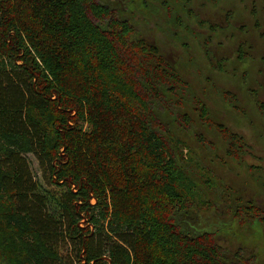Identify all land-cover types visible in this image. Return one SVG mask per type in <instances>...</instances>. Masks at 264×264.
<instances>
[{
  "label": "trees",
  "instance_id": "obj_1",
  "mask_svg": "<svg viewBox=\"0 0 264 264\" xmlns=\"http://www.w3.org/2000/svg\"><path fill=\"white\" fill-rule=\"evenodd\" d=\"M118 6L0 0V264H259L198 228L206 204L230 213L226 229L264 224V209L226 185L208 200L222 183L190 175L170 130L190 121L172 106L186 82ZM213 125L239 160L243 137Z\"/></svg>",
  "mask_w": 264,
  "mask_h": 264
},
{
  "label": "rangeland",
  "instance_id": "obj_2",
  "mask_svg": "<svg viewBox=\"0 0 264 264\" xmlns=\"http://www.w3.org/2000/svg\"><path fill=\"white\" fill-rule=\"evenodd\" d=\"M142 1L112 0L121 8L127 6L126 12L134 11L138 33L146 41L157 44L186 82L187 87L173 98L176 103L172 106L175 112L187 113L190 121L178 125L173 121L170 130L181 141L178 146L192 155L183 158L189 162L190 175L194 164H199L202 170L198 169L196 174L205 171L214 184L222 183L210 193L208 200L227 193L222 187L226 185L237 189L243 200H253L264 209V108L256 101L258 98L264 102V0H247L246 4L240 0H190L191 4L186 0H145L144 4ZM231 1L235 12L246 8L241 12L245 22L232 20L235 26L244 24L245 34L236 30L233 39L232 25L215 30L207 22L210 19L216 25L218 16L231 10ZM243 37L250 44L246 52L249 57L239 62L232 50L237 39L242 45ZM220 59H226L223 70L216 63ZM197 96L207 106L205 122L195 110L193 100ZM179 98L182 106H178ZM215 123L243 137L245 152L239 160L225 156L226 143ZM29 158L37 179L42 182L43 170L33 155ZM42 187L49 186L42 182ZM210 207L209 204L203 207L198 228L218 230L221 242L230 249L237 248L240 241L244 256L256 255L259 264H264V224H231L226 229L221 225H230V213L224 208Z\"/></svg>",
  "mask_w": 264,
  "mask_h": 264
},
{
  "label": "flooded vegetation",
  "instance_id": "obj_3",
  "mask_svg": "<svg viewBox=\"0 0 264 264\" xmlns=\"http://www.w3.org/2000/svg\"><path fill=\"white\" fill-rule=\"evenodd\" d=\"M188 1V2H187ZM247 0H240V2H242V3H244V4H246V3H248V2H246ZM186 2L188 3V4H191V1L190 0H186ZM231 6H232V8H231V10H225L223 13H222V17H221V15L220 16H218V23L215 25V24H213V22L210 20V19H208L207 20V22H208V24H209V26L212 28V29H214L215 28V30H219V29H222V27H224V30L225 29H227L228 27H230L231 25H232V33L233 34H231V39H233L232 38V36H234V33H235V31L237 30V31H239L240 33H242V34H245V28H244V24L242 23L240 26H235V22H233L232 20H238V22L239 23H241L242 22V20H240V19H243V22H245V19H246V17L244 16V15H242L241 14V12L242 11H244L246 8H243V10H242V8H241V10H237L236 12H235V7H234V4H233V1H231ZM120 10H123V9H125L124 8V6H123V8H121L120 6L118 7ZM188 9L190 10L191 9V6H189L188 7ZM192 10V9H191ZM237 12H239V14L237 15L236 13ZM236 15H237V17H236ZM237 18V19H236ZM202 20H204V19H202ZM205 21V20H204ZM239 29V30H238ZM238 40V39H237ZM237 40H236V45H235V49L233 48V53H237V50H240L241 49V47H242V52L243 53H246L248 50H249V47H250V44H248L247 43V40L246 39H244V37H243V39H242V45H240V44H238L237 43ZM152 43H154V41L152 42ZM241 46V47H240ZM240 48V49H239ZM214 54H216V51L214 52Z\"/></svg>",
  "mask_w": 264,
  "mask_h": 264
}]
</instances>
